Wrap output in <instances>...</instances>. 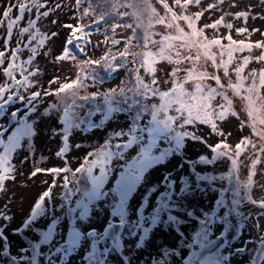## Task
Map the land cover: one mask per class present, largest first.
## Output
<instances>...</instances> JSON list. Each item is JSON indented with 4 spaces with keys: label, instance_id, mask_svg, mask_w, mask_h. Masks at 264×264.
Wrapping results in <instances>:
<instances>
[{
    "label": "snow or ice",
    "instance_id": "obj_1",
    "mask_svg": "<svg viewBox=\"0 0 264 264\" xmlns=\"http://www.w3.org/2000/svg\"><path fill=\"white\" fill-rule=\"evenodd\" d=\"M76 2L77 5L89 3V8L85 9L83 15L91 13L96 17L97 25L107 24V20L114 15L118 19L132 15L134 20L128 24L112 25L113 36H106V42L110 39L113 47L123 42L125 44L123 50L113 51L109 48L98 59L86 58L79 61L74 79L61 82L59 77H54L49 81V85L59 84L56 89L43 88L39 81L34 79L41 72L39 67L34 66V60L41 54L50 36L58 35V33L49 35L42 31L39 22L59 10L62 5L49 7L48 0H14L7 3L4 11L0 13V29L5 30L4 35L0 37L4 41V46L0 49V75L5 78L0 82V149H2L0 192L5 190L8 180H15L16 166L13 163V153L20 149H32L38 123L33 117L38 112L40 104L49 96H55L57 99L50 102L43 112L61 113L59 122L63 126L62 147L58 149L56 156L64 159L63 167L37 166L29 174L30 178L38 174H49L53 176V180L34 201L22 227L12 229V234L31 230L38 234V240L28 239L27 244L19 247L17 254L13 255L6 232L9 225L4 223L0 225V241L3 242L0 245V257L9 259L11 264H41V258L43 264H68L70 256L81 247L82 240L87 239L90 241V247L81 258L83 264H108L109 255L123 247L122 239L125 232L129 238L138 237L135 247L140 249L146 242H150L154 230L162 227L176 231L181 238L179 244L190 250L187 257L182 259V264H229L231 253L225 255L221 249L228 243L225 239L226 234L233 229H242L245 226L243 221L249 218L240 210L242 203L247 201L264 208V198L257 199L249 192L243 191L254 187L257 165L264 160V68L253 69L247 75L244 73L247 65L253 60L264 63V51L257 57L244 56L234 68L232 65L235 53L245 50L251 52L253 48L264 49V40L257 42L234 40L231 32L226 37L209 38L205 31L207 28L218 29L221 25L228 29L233 27L231 23L225 24L223 16L210 25L198 26L204 11L217 8L224 0H217L216 4H210L207 9L196 13H188V8L190 5L199 6L202 0H173L172 5L168 4L167 0H159L165 9L164 16H160L148 0H103L109 8L108 12L97 11V8L91 6L90 0ZM136 3H144L146 8L137 12L134 8ZM121 7L126 11L120 12ZM145 16L149 17L148 28L153 23L151 17L155 16V23L166 24L168 28L174 29V33L159 34L160 40L153 39L156 33L142 31L145 29L142 23ZM234 16L242 17L246 22L249 12L241 11ZM181 22L186 28L181 26ZM64 27L71 30L70 35L62 53L55 59L74 61L77 57L69 46L75 44L83 53L84 48L80 47L79 42L88 43L87 38L91 33L82 23L68 24ZM120 27L131 29L132 36L123 41L117 40L115 31ZM107 31L108 29H105V32ZM141 31L140 42L133 43L137 38V32ZM236 31L243 34L249 32V29L241 27ZM79 33L83 35H78ZM225 39L227 44L224 43ZM152 46L158 47L153 51ZM22 50L29 52L26 59L22 58ZM158 62L174 65L169 73V82L172 85L170 88L160 87L156 67ZM209 63L213 66L214 72L207 71L206 65ZM181 64L189 66L181 68ZM121 69L125 71L126 77L121 80L120 85L103 91L87 92L89 87L102 85L107 77H113L114 73ZM102 71L105 73L103 76L100 74ZM142 71L144 75H141ZM181 72L184 73L183 76L180 75ZM233 73L236 76L235 81L232 80ZM225 79L228 81L227 84ZM208 81L213 83L210 84ZM228 89L246 102L248 119L242 121L241 127H250L253 134L258 137L259 145L250 137L241 138L234 147L228 144L226 139L214 145H207L214 153L213 157L202 154L196 160L188 161L195 183L191 175L174 178L175 170H166L158 183L146 189L139 206L135 209V218L129 219L130 201L144 182L146 174L179 152L187 138L192 141L202 140L194 131L187 130L189 126L197 124L209 126L213 134L224 135L219 128V122H223L229 116L239 115L234 110L233 99L229 97ZM98 100L102 103H95L94 108H89L86 116L81 115L80 110L86 107L85 102ZM97 113L103 114L100 124L93 123L91 119ZM116 113L132 114L127 130L112 131L102 144L87 152L73 169L67 160V154L72 148L70 144L72 131L80 129L85 123L90 129L100 127ZM125 137L122 142H113L114 138ZM203 142L206 144V141ZM249 146L254 150L250 157L249 175L239 187L231 190L230 200L225 195L230 190L220 188L219 197L212 210L202 211L200 215H196L195 210L187 209L183 216L176 214L185 209L184 202L195 192L207 190L201 186V182L207 181L211 184L226 178L223 174L219 176L202 174L196 171L197 164L212 165L218 159H227L231 166L227 178L231 179L234 175L238 178L241 165L239 157ZM81 147V144L75 145L77 149ZM133 148L136 149L135 154L126 158L128 150ZM27 159L28 157H25V161ZM114 161L122 163L114 164ZM177 168L182 170L183 164H178ZM61 174L62 184L58 185L57 180L61 179ZM57 186L62 188L58 197L61 201L59 204L53 203V190ZM154 194L155 200L150 204ZM101 203L109 212L106 226L102 231L96 227L82 230V226L88 224L94 207ZM221 207L225 208L223 215L218 214ZM148 209L150 210L145 214ZM58 212L60 214H57ZM232 217L240 218L237 224L233 225ZM42 218L49 220L46 228L33 227ZM0 219L9 222L14 217L0 211ZM191 220L196 222L197 227L191 233V240L185 242L187 238L177 225H186ZM65 221L66 233L62 227ZM217 224L223 225V228L213 239V229ZM220 240H224L225 243L218 245ZM42 246H47V251H41ZM246 250L242 247L236 249V252ZM205 252L208 254L203 255ZM173 256L179 257L180 251L167 245H160L158 255L152 257L150 264H169ZM122 264H131L130 256H123ZM250 264H264V237H261L256 255Z\"/></svg>",
    "mask_w": 264,
    "mask_h": 264
},
{
    "label": "rangeland",
    "instance_id": "obj_2",
    "mask_svg": "<svg viewBox=\"0 0 264 264\" xmlns=\"http://www.w3.org/2000/svg\"><path fill=\"white\" fill-rule=\"evenodd\" d=\"M14 2V0H0V13L4 11V6L7 3ZM216 2L217 0H202L199 6L190 5L188 8V13H196L201 11L202 9H207L208 5ZM148 3L151 6L155 7L157 13L160 16H164L165 9L159 3V0H148ZM167 3L172 5L173 0H167ZM56 4H61L62 7L59 10L54 11L49 17L42 18L39 22V26L42 31L48 33H58L55 37L49 38L46 43L44 49H42L41 54L34 60V66L39 67L41 69L40 74H38L34 79L38 80L40 85L43 88H52L56 89L59 87V84H51L49 85V81L54 77H59L60 81H66L70 79H74L78 72L79 61L84 60L86 58L98 59L102 56L109 48L112 50H122L125 47V44L122 42L116 46L111 45L110 39L106 42V36L112 37L113 33L107 34L105 32V28L102 24L97 25L95 21H90L88 18L92 17L90 13L89 17L83 15V6H88V3H81L77 5L76 0H48V6L54 7ZM221 9H211L204 11V15L199 19L198 26L203 27L204 25H210L215 20L219 19L221 16L224 17L225 24L231 23L233 27L228 29L227 27L221 25L218 29L207 28L206 35L211 38L213 36L226 37L229 32L234 40H245L246 42H257L264 40V0H224L221 4ZM235 5V6H233ZM137 12L141 9H145L146 5L144 3H140L139 6H135ZM179 11V9H177ZM241 11L249 12V16L247 21L245 22L244 18H235L234 13H238ZM15 14V13H14ZM27 15V14H26ZM155 16L151 17L153 23L150 28L147 27L149 17L145 16L142 20V23L145 25V29L147 31H151L156 33L153 37L155 40H160L161 35L159 34H169L174 33V29H170L166 26V24H157L155 23ZM53 20H56V23H52ZM134 17L132 15L123 17L122 19L111 20V24H128L132 23ZM81 23H85V25L95 24L94 29H90L88 32L91 33L88 43H84L81 41L80 47L84 48L83 53H74L77 57L76 60H68V61H56L55 57L60 55L66 45V41L70 35V29L64 27L65 25H78ZM108 24V23H107ZM106 24V25H107ZM181 26L186 28V25L181 22ZM87 27V26H85ZM246 27L249 29V32L239 34L236 29ZM258 29L259 31H253ZM187 30V29H186ZM4 29H0V37L4 35ZM141 32H137V38L134 40V43H139L138 38L142 35ZM79 35H83L80 33ZM132 36V30L126 29L124 27L117 28L115 31V38L117 40H125L126 38ZM15 34L13 39V46H15ZM26 40V38H25ZM224 43L227 44V40H224ZM4 46L3 39H0V49ZM158 46H152V50L155 51ZM139 50V49H138ZM264 49L261 48H253L251 52L245 50L243 52L235 53V60L233 62L232 67L234 68L238 63L242 61L244 56H252L257 57L261 55ZM44 52H49V55H44ZM29 55L27 50H22V58L26 59ZM131 60V57H129ZM203 63V61H201ZM130 66V65H129ZM188 64H181V68H187ZM158 68L157 77L160 81V87L162 89L170 88L172 85L169 82L170 77L169 73L173 69L174 65L168 62H158L156 65ZM208 72H214L213 66L209 63L206 65ZM264 68V63L257 62L253 60L249 63L245 69V75H247L253 69H261ZM125 71L121 69L120 71L114 73L113 77H110L109 80L104 82L101 88L111 87L114 88L121 83V79ZM221 76L223 77V73L221 71ZM141 75H144L143 71ZM181 76L184 75L183 72L180 73ZM148 79V77H145ZM3 75H0V82L4 81ZM236 76L233 73L232 80L235 81ZM208 83L212 84V81H208ZM225 83L228 81L225 79ZM215 86V85H213ZM98 86L89 87L87 91L92 88H97ZM35 90V89H33ZM105 90V89H104ZM83 93V92H82ZM228 95L233 99V106L235 112H237L238 116H229L223 122H219V128L222 129L224 135H217L211 132L209 126L205 125H194L189 126L187 130L194 131L196 135L202 138L201 141H192L190 138L185 140V145L183 148L179 150L175 155L170 156L166 159V161L160 165L154 167L149 173L146 174L145 180L142 183L141 187L134 194L133 199L130 201V215L129 219L135 218V209L139 206V203L146 191L153 184L158 183L162 178V174L166 170H175L174 178L179 177L180 175H191L193 183H195L194 175L190 173V165L188 163L189 160H196L200 155H207L209 157L213 156L214 153L207 147V145H214L220 140L226 139L228 144L233 147L240 142L243 137H250L253 141L259 145V139L255 136L250 127L245 126L241 127L242 121H247L248 117L246 115V102L241 100L238 96H235L231 89H228ZM57 97L49 96L44 99L43 103L40 104L38 112L34 115L38 123L37 127V135L33 139V147L32 149L17 150L16 153H13V163L16 166L15 172V180H8L5 184V190L0 192V211H4L9 215H12L14 219L9 222H5L0 219V225L4 223H8L9 227L6 232L9 235V242L11 243V254H17V250L19 247L26 245L27 240L25 237L20 234H12V229L22 227L23 221L30 214V209L34 204V201L38 198V196L51 184L53 180V176L49 174H38L37 176L30 178L29 174L34 170L35 167L39 166L41 168H51L54 166H64V159L56 156V152L60 147H62V124L59 122V117L61 113L52 112L49 114H44L43 109L48 106V104ZM155 102V101H148ZM11 111V108L8 109ZM98 114L94 118L96 124H100V121L103 117H97ZM132 114L125 113L113 114L111 118L103 123L100 127L90 129L87 124L82 125L80 129H74L70 136V144L72 148L70 152L67 154V160L71 163V167L75 168L78 166L80 160L89 152L93 147L102 144L109 136V134L114 130L125 129L127 130L129 123L131 121ZM7 119V117H5ZM147 117H145V120ZM230 134V135H228ZM125 138L115 139V142H122ZM206 141V144L203 142ZM26 144V142H25ZM76 144H81L82 147L77 149L75 148ZM166 145H161L164 147ZM2 150V149H0ZM136 149H130L126 153V158L135 154ZM253 149L249 146L244 151L243 154L239 157L241 161V165L238 172V182L246 179L249 175L251 159L253 155ZM25 157H28L27 161H25ZM25 161V162H22ZM122 161H114V164H120ZM183 164V169L177 168L178 164ZM264 165L258 164L256 168V175L254 177H264ZM196 171L202 174L208 175H225L227 178V173L231 171L230 162L227 159L221 158L216 160L212 165L207 164H197ZM62 175L61 179L57 180V184H62ZM261 180H264L261 179ZM47 181L48 183H43ZM222 180H217L214 183L209 184V182H201V186L207 189L204 192L197 191L188 198L184 203L186 205L185 209H182L181 212L176 213L177 215L183 216L184 211L187 209H193L196 212V215H200L202 211H209L213 209L215 199L214 196L216 193L215 184L220 183ZM215 189V190H214ZM62 192V188L57 186L53 190V203L59 204L61 201L58 199L59 195ZM156 194L151 198L150 204L154 202ZM216 197V196H215ZM5 205L7 206L5 208ZM97 208L99 210H97ZM150 209L146 210L149 211ZM225 209H223L219 215H223ZM259 212L258 210L253 213V215L249 216L246 221V229L244 231V235H246V231L248 229H254L255 226L261 224L264 220V215L259 216V214H255ZM57 214H60L59 212ZM109 212L106 208H104L103 204H99L94 207L93 213L90 217V220L87 225L82 226V230L87 227H96L98 230L102 231L106 226V222L108 220ZM237 218V217H233ZM238 220L240 218H237ZM49 220L47 218H42L37 221L33 227L39 226L41 228H46ZM234 223L233 225H235ZM264 224V223H263ZM64 228V232L66 233V221L62 224ZM177 227L184 233V236L187 238L185 242L191 240V233L196 230V222L194 220L189 221L186 225ZM223 225L217 224L213 229V237H215L219 232L222 231ZM239 233V229L230 230L229 234ZM25 233L29 238L38 240V234L32 232L31 230H25ZM212 237V238H213ZM245 237V236H244ZM180 236L176 231L171 228L163 229L162 227H158L154 230V233L150 236V242H146L145 245L137 249L135 247L137 238H129L127 237V233L125 232L124 238L122 239L123 247L117 251L111 253L108 257V264H122L123 256H130L131 264H150L152 257L158 255L160 245H167L169 248H174L180 251V256H173L169 260V264H182V259L186 258L189 254V249L183 247V245L179 244ZM235 240H240L236 239ZM2 241H0V245H2ZM110 244V242H109ZM90 241L85 239L81 242V247L70 256L68 264H83L82 256L86 251L89 250ZM41 251H47V246H42ZM0 264H11L10 260L7 258L0 257ZM41 264H43V258H41Z\"/></svg>",
    "mask_w": 264,
    "mask_h": 264
},
{
    "label": "flooded vegetation",
    "instance_id": "obj_3",
    "mask_svg": "<svg viewBox=\"0 0 264 264\" xmlns=\"http://www.w3.org/2000/svg\"><path fill=\"white\" fill-rule=\"evenodd\" d=\"M261 164L264 165V160H262ZM263 170H264V167H263ZM263 178H264L263 176L255 178L254 187L251 189H244L243 191L249 192L254 198H257V199L264 198V188L261 187V186H264V180H261ZM231 180H232V184H230ZM244 180L238 182L237 176L234 175V177H232L231 179L225 178L220 183H216L214 187L216 188V191H215L216 193H214L216 197L214 196V199L215 200L218 199L220 188H227L230 191L227 192L225 195L230 200L232 197L231 190L234 187H239L240 184H242ZM223 209L225 208L221 207L219 210V213ZM240 210L243 213L247 214L248 217L253 215V213L257 210L259 212H256L255 214H259V216L264 215V208H261L247 201L242 203ZM237 218L232 217L233 224L234 223L237 224V221H238ZM245 221L247 222V220ZM246 222H243L245 226L242 229H239L240 232L237 233V235L235 234V232L234 234H229V233L226 234L225 239L228 241V243L225 245L223 249H221V252L225 255L228 253H231L229 264H250V262L253 261L254 256L256 255V250L260 245L261 237H264V224H263L264 220L261 222V224H258V226H255L254 229H248L246 231L247 234L244 235V231L246 229ZM219 233L216 236H218ZM215 237H213V239ZM233 237H235L236 239H240V240H235ZM224 243L225 241L222 240L219 244H224ZM242 247L246 248L247 250L244 252H236V249L242 248ZM213 251H215V249ZM203 255H207V254H203Z\"/></svg>",
    "mask_w": 264,
    "mask_h": 264
},
{
    "label": "trees",
    "instance_id": "obj_4",
    "mask_svg": "<svg viewBox=\"0 0 264 264\" xmlns=\"http://www.w3.org/2000/svg\"><path fill=\"white\" fill-rule=\"evenodd\" d=\"M90 2H91V6L93 7V8H97V11H100V10H102V11H104V12H108L109 11V8H108V6L106 5V4H104L103 3V0H90ZM88 3V2H87ZM135 6H139L140 5V3H136V4H134ZM87 8H89V3H88V6H83V13H84V11H85V9H87ZM119 11L120 12H123V11H126V9L125 8H123V7H121L120 9H119ZM90 15L88 14V15H86V17H89ZM90 21H95L96 20V17L95 16H93L92 15V17H89L88 18ZM115 19H118L115 15L114 16H112L111 18H109L108 20H107V25L106 24H102V26L105 28V29H108V31H107V34L109 35V34H111V26L112 25H114V23H110L111 22V20H115ZM84 26H87L86 28H88V27H95V24H89V25H85V23H82ZM141 37V36H140ZM140 37L138 38V40L140 41ZM133 43H134V41H133ZM70 47V49H71V51L73 52V53H80V51H79V49L76 47V45L74 44V45H70L69 46ZM122 50H123V48H122ZM113 51H116V50H113ZM104 55V54H103ZM101 57V56H100ZM99 57V58H100ZM132 65L130 64V66L129 67H131ZM102 76L103 75H105V73L102 71L101 73H100ZM126 77V73L123 75V77H122V79H124ZM109 78L110 77H107L106 79H105V82L107 81V80H109ZM121 79V80H122ZM121 84V83H120ZM119 84V85H120ZM111 87H104V89L105 90H107V89H110ZM103 88H101V86H98L97 88H92L91 90H89V91H87L88 93H91V92H95V91H98V90H101V91H103L104 90ZM83 94V93H82ZM95 103H102V101H96V102H92V101H89V102H85V104H86V107L85 108H83V109H81L80 111H81V115L82 116H86V113H87V111L89 110V108H94V106H95ZM97 115V114H96ZM95 115V116H96ZM95 116L94 117H92L91 119H92V121H93V123H96V121H94V118H95ZM97 117H103V114L101 113V114H98V116ZM87 123H85V124H83V125H86ZM114 142H115V140H114ZM74 169V168H73ZM28 239H32V240H34L35 241V239H33V238H29V237H27V239L26 240H28Z\"/></svg>",
    "mask_w": 264,
    "mask_h": 264
},
{
    "label": "water",
    "instance_id": "obj_5",
    "mask_svg": "<svg viewBox=\"0 0 264 264\" xmlns=\"http://www.w3.org/2000/svg\"><path fill=\"white\" fill-rule=\"evenodd\" d=\"M220 8V4L218 5V7L217 8H215V9H219ZM234 177V176H233ZM230 184H232V180L230 181ZM218 244H219V241H218ZM214 250V249H213ZM207 252H205L204 254H206Z\"/></svg>",
    "mask_w": 264,
    "mask_h": 264
}]
</instances>
